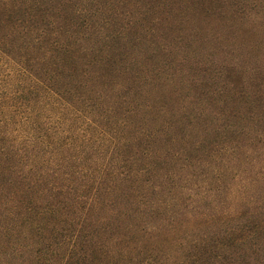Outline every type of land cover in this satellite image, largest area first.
Instances as JSON below:
<instances>
[{
  "label": "trees",
  "instance_id": "trees-1",
  "mask_svg": "<svg viewBox=\"0 0 264 264\" xmlns=\"http://www.w3.org/2000/svg\"><path fill=\"white\" fill-rule=\"evenodd\" d=\"M0 264H264V0H0Z\"/></svg>",
  "mask_w": 264,
  "mask_h": 264
}]
</instances>
